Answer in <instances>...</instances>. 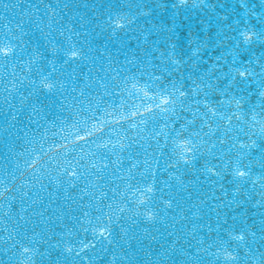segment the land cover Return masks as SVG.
Masks as SVG:
<instances>
[{
  "label": "snow or ice",
  "instance_id": "snow-or-ice-1",
  "mask_svg": "<svg viewBox=\"0 0 264 264\" xmlns=\"http://www.w3.org/2000/svg\"><path fill=\"white\" fill-rule=\"evenodd\" d=\"M188 5L189 0H178L173 7ZM0 6L13 11L20 7L14 24L7 21L0 26V119L8 124L4 131L16 128L13 121L23 123L18 114L24 111V101L33 92L60 94L61 112L68 113L66 119L56 116L51 123L47 118L44 124L36 121L35 127H31L32 117H27L28 131L19 135L22 130L17 129L14 140L19 143H7V154H0V253H10L9 261L0 258V264H36L37 255H47L49 264H264V211H258L259 220H253L251 225L243 213L229 217L220 211L222 207L231 209L233 205L239 207L253 200L258 210H264V53L255 60H234L235 66L227 73L216 75L215 82L212 73L198 76L190 88L182 80L171 79L172 73L167 67L160 68L159 75L153 71L138 76L133 68L139 69L140 64L125 56V64L133 66L125 68L108 54L109 68L101 65L100 70H114L115 75L98 77L95 83L104 90L103 96L98 91L92 96L89 92L92 67L87 68V76H75L73 70L68 78L72 85L67 87L53 75L55 67L45 74L40 62L46 57L37 49L29 51L31 41L25 40L33 24L41 35L51 36L53 24L58 29L65 28L71 35H79L75 28L59 25L56 20L69 8V3L28 0L27 11L23 0H0ZM133 6L134 0H109L100 12L94 5L85 4L98 13L93 21L96 27L101 31L107 29L112 36L133 30L137 20V13L131 11ZM135 6L139 8L138 4ZM39 13L42 15L37 16ZM4 20L0 15V21ZM45 28L49 29L47 33ZM240 36L245 45H251L264 41V30L249 29ZM90 51V47L86 50L76 44L52 48L53 56L62 52L64 63L77 65L89 59ZM92 59L94 62L95 58ZM140 59L143 63V58ZM114 64L117 66L113 69ZM253 64L259 71L251 67ZM34 73L39 74V79L34 78ZM143 75L148 79L144 80ZM222 78L227 83L222 84ZM253 82L259 84L254 101L249 99L253 92L242 87ZM81 83L83 87L79 86ZM229 89H235L237 94L233 95ZM26 90L28 95H24ZM217 93L226 99H214ZM111 94L120 96L119 107L104 102L103 97ZM17 97L20 108L14 103ZM3 105L8 107L7 115ZM31 107L33 115L40 114L34 104ZM177 122H180L178 126ZM87 146L91 148L85 151ZM158 156H167L164 167L171 169L170 177L181 168L192 170L195 182L203 183L202 175L213 185L219 184L224 196L228 191L223 181L232 185L231 200L213 196L217 201L213 209L217 220L215 228L208 225L209 231L216 233L212 243L203 246L205 241L199 240L193 248L190 241H185V247L175 232H169V237L176 238L166 241L167 247L160 244L159 251L154 252L150 245L143 246L140 237L130 235L131 227H125V220L136 224L142 219L155 225L161 218L155 206L156 193L160 191ZM125 158H135L126 175ZM97 159L99 163L95 162ZM112 176L121 180L123 190L120 185L106 190ZM175 181L184 187V181L178 176ZM53 184L57 185L58 194L66 193L64 211L57 220L66 216L72 221V226L64 229L67 238H61L53 246L58 250L55 257L50 252L40 253L36 225L31 219L36 216L40 218L39 223H45L46 200L40 193ZM165 186L171 185L165 181ZM51 197L49 191L47 200ZM17 200L19 211L13 204ZM73 204L76 206L72 207ZM162 204L166 209H172L174 204L180 207L174 196L162 200ZM34 205L38 207L29 212ZM48 207L51 208L50 202ZM143 235L156 240L147 230ZM40 242H46L43 233ZM177 255L183 259L177 261Z\"/></svg>",
  "mask_w": 264,
  "mask_h": 264
},
{
  "label": "water",
  "instance_id": "water-1",
  "mask_svg": "<svg viewBox=\"0 0 264 264\" xmlns=\"http://www.w3.org/2000/svg\"><path fill=\"white\" fill-rule=\"evenodd\" d=\"M263 1L264 0H196V3L202 2V4L200 5H195L197 7L201 6V9L196 11L197 15L205 14L208 8V5L213 3V7L211 8L220 7L222 9L221 13L223 15L222 16L223 18L214 19V16H210V22L208 23V26L204 30H200V33H197L195 35L196 42L193 43L192 42L193 40L190 43L186 42L188 47H190L191 49L182 48L184 53H181L179 56H177V54H179L177 52L171 53L169 55V57L165 60V62H168L169 71H171L172 75H174L175 73L173 69H178L179 72L188 70L187 66L190 65L188 61L189 57H194L193 59L196 61L194 62L195 64L192 66L191 69L192 70L197 69L198 68L197 65L202 61L203 56L196 55L199 53L196 50L202 49V48H205L204 52L208 56L207 60L214 61L216 64H214L212 67H207V69L204 68V70H203V67H200L198 69L199 70L198 74L201 75V72L204 74L205 73L215 74V72L220 71L221 69L220 64L226 63L223 60L226 56H228L229 59L234 56H238L234 54V51L238 50V49H234L236 48V45L242 44L241 45L242 47L245 45L242 42L240 33L242 31L250 29L249 24L252 19L248 17L249 15L250 16L252 15L251 13L254 10V5H256L257 3H263ZM24 4H25V11H27V7H26L27 2ZM96 4L97 2H94V5ZM136 4L139 5V8L135 6ZM165 4H169L172 6L170 13L168 15L163 14V17L159 18L162 14H156V12L153 11L152 9L156 8L159 11L162 9L166 10L167 6ZM174 4H178L177 0H134V6L132 7L131 11L137 13V21H139V19L143 17L146 18V17L155 16L153 17V20L155 22L163 23V22H166L168 20V16H170L173 24L171 26L170 24H167V26H170V28L172 27L173 31H177L176 27L178 25H188L186 24L187 21H189V23L196 22L197 20L196 17L191 15V13L188 10L180 9L179 6L173 7ZM100 7H101V4H99V8ZM103 10L104 9L102 8L101 11ZM145 12L148 13V15H143V13ZM229 14L233 15L231 16L233 18H229ZM19 15H20V7H17L15 11L12 10L10 19L12 20L13 24L15 23L14 17H19ZM39 15H42V13H39L38 16ZM175 22H177V24H175ZM3 23L4 21H0V26H2ZM195 27L197 26L195 25ZM158 29H159V26H157L156 28L157 32H158ZM256 31L260 32V29H256ZM192 32H195V30H193ZM164 33L165 31L162 33V39L166 38ZM34 34H37V28H36V31H34ZM158 36L159 35L155 37L159 39ZM197 36L199 38H197ZM197 39H200L201 41L197 43ZM36 46L38 45L36 44ZM129 47H130V43L125 42L123 53L128 52ZM33 48L37 49V47L35 46H33ZM241 49L242 48H240V50ZM159 60H162V59H159ZM175 60L180 61V63L182 61V63L180 65L172 63V61H175ZM240 61H242V59H240ZM157 72H159L158 69H157ZM172 75L170 78L175 79L179 77L178 75H176L174 78ZM243 87H247L249 91L253 92V96H255L254 93H255V90L259 88V84L253 82L251 85H247ZM1 133H2V130L0 129V136H1ZM0 143H1V140H0ZM239 209L245 212V214L248 216L247 220L253 219V220L258 221L257 220L259 219V216L257 214L258 209L255 208L254 206L252 205L242 206L241 205L239 206ZM179 236L182 237L181 242L187 241V239H184L182 235H179ZM138 237L141 238V235L139 234ZM8 256H10V253L8 254ZM0 258L4 259L3 256L1 255H0ZM4 260L6 261V259Z\"/></svg>",
  "mask_w": 264,
  "mask_h": 264
}]
</instances>
